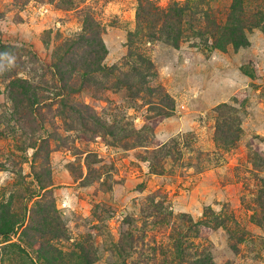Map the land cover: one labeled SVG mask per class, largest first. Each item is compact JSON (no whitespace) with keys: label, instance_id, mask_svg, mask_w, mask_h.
<instances>
[{"label":"rangeland","instance_id":"rangeland-1","mask_svg":"<svg viewBox=\"0 0 264 264\" xmlns=\"http://www.w3.org/2000/svg\"><path fill=\"white\" fill-rule=\"evenodd\" d=\"M0 231V264H264V0H0Z\"/></svg>","mask_w":264,"mask_h":264},{"label":"trees","instance_id":"trees-1","mask_svg":"<svg viewBox=\"0 0 264 264\" xmlns=\"http://www.w3.org/2000/svg\"><path fill=\"white\" fill-rule=\"evenodd\" d=\"M174 7H175V6H174ZM232 17H234V19H232L234 25L238 27V30H240L241 20H240V19H237V18L235 17V13L232 14ZM232 29H234L233 26H232ZM238 30H237L235 33L238 34ZM233 42L235 43L236 41H233ZM239 44H242V43H239ZM0 233H1L2 235H5L6 237H8V233H7V232L0 231ZM209 264H211V263H209Z\"/></svg>","mask_w":264,"mask_h":264}]
</instances>
